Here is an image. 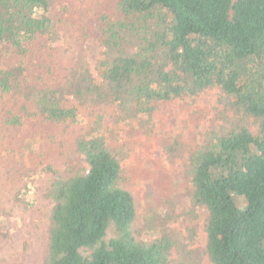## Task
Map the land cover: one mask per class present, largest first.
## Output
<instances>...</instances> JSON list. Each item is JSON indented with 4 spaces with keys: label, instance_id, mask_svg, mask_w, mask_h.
<instances>
[{
    "label": "trees",
    "instance_id": "obj_1",
    "mask_svg": "<svg viewBox=\"0 0 264 264\" xmlns=\"http://www.w3.org/2000/svg\"><path fill=\"white\" fill-rule=\"evenodd\" d=\"M214 89L257 132L234 125L190 154L204 253L264 264V0H0V264H202L138 230L111 137Z\"/></svg>",
    "mask_w": 264,
    "mask_h": 264
},
{
    "label": "rangeland",
    "instance_id": "obj_2",
    "mask_svg": "<svg viewBox=\"0 0 264 264\" xmlns=\"http://www.w3.org/2000/svg\"><path fill=\"white\" fill-rule=\"evenodd\" d=\"M74 36L79 32L73 31ZM61 42L66 44L67 39ZM84 47L99 76L101 40L90 38ZM238 124L257 132L254 121L234 112L214 89L197 99L162 102L150 121L141 118L115 126L112 146L127 174L125 187L137 204V228L147 239L162 232L171 235L178 243L172 253L174 261L188 252L199 255L202 264H212L204 253L208 213L194 207L189 192L190 154L214 133Z\"/></svg>",
    "mask_w": 264,
    "mask_h": 264
}]
</instances>
